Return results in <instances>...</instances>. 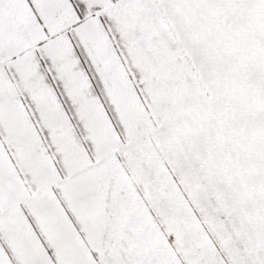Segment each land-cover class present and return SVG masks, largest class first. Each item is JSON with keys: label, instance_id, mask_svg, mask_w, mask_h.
Returning a JSON list of instances; mask_svg holds the SVG:
<instances>
[{"label": "rangeland", "instance_id": "374dc122", "mask_svg": "<svg viewBox=\"0 0 264 264\" xmlns=\"http://www.w3.org/2000/svg\"><path fill=\"white\" fill-rule=\"evenodd\" d=\"M0 264H264V0H0Z\"/></svg>", "mask_w": 264, "mask_h": 264}]
</instances>
